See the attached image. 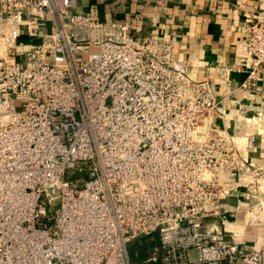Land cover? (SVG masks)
<instances>
[{
  "label": "built area",
  "instance_id": "1",
  "mask_svg": "<svg viewBox=\"0 0 264 264\" xmlns=\"http://www.w3.org/2000/svg\"><path fill=\"white\" fill-rule=\"evenodd\" d=\"M76 3L0 0V264H134L129 245L153 233L144 264H264L210 223L240 187L264 223L252 137L211 122L225 104L169 39ZM240 42L241 86L264 87V23Z\"/></svg>",
  "mask_w": 264,
  "mask_h": 264
},
{
  "label": "crops",
  "instance_id": "2",
  "mask_svg": "<svg viewBox=\"0 0 264 264\" xmlns=\"http://www.w3.org/2000/svg\"><path fill=\"white\" fill-rule=\"evenodd\" d=\"M73 10L98 21H128L135 39L152 34L169 39L175 57L187 61L189 75L208 81L216 100L225 104L222 117H210L211 122L252 137L246 158L264 164V87L241 86L247 68L240 42L248 19L264 23V0H77ZM253 198L244 187L233 189L221 203L226 221L210 223L228 241L261 248L264 223L250 224L244 218ZM237 206L242 210L236 212Z\"/></svg>",
  "mask_w": 264,
  "mask_h": 264
},
{
  "label": "trees",
  "instance_id": "3",
  "mask_svg": "<svg viewBox=\"0 0 264 264\" xmlns=\"http://www.w3.org/2000/svg\"><path fill=\"white\" fill-rule=\"evenodd\" d=\"M149 236L150 238H148ZM149 236H140L135 239L133 244L129 245V254L134 264H142L150 251L158 246L157 233H153ZM148 239L150 240L148 241Z\"/></svg>",
  "mask_w": 264,
  "mask_h": 264
},
{
  "label": "rangeland",
  "instance_id": "4",
  "mask_svg": "<svg viewBox=\"0 0 264 264\" xmlns=\"http://www.w3.org/2000/svg\"><path fill=\"white\" fill-rule=\"evenodd\" d=\"M47 30H48V29H47ZM17 104H18V102H17ZM148 238H150V236H149ZM149 240H150V239H148V241H149ZM133 243H134V241L131 242V244H133ZM153 250H154V249H152V251H150V253H152ZM150 253H149V254H150Z\"/></svg>",
  "mask_w": 264,
  "mask_h": 264
}]
</instances>
